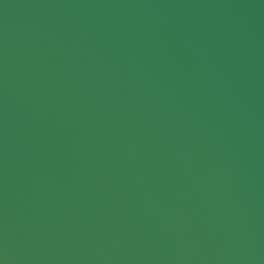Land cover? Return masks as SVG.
I'll return each mask as SVG.
<instances>
[{"label": "water", "instance_id": "1", "mask_svg": "<svg viewBox=\"0 0 264 264\" xmlns=\"http://www.w3.org/2000/svg\"><path fill=\"white\" fill-rule=\"evenodd\" d=\"M0 264H264V0H0Z\"/></svg>", "mask_w": 264, "mask_h": 264}]
</instances>
